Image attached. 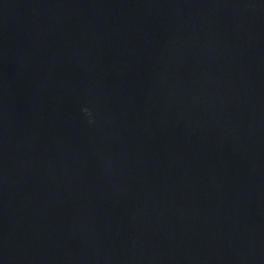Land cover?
I'll use <instances>...</instances> for the list:
<instances>
[{"label":"water","instance_id":"1","mask_svg":"<svg viewBox=\"0 0 264 264\" xmlns=\"http://www.w3.org/2000/svg\"><path fill=\"white\" fill-rule=\"evenodd\" d=\"M0 264H264V0H0Z\"/></svg>","mask_w":264,"mask_h":264}]
</instances>
